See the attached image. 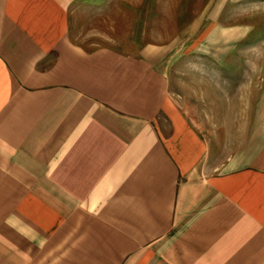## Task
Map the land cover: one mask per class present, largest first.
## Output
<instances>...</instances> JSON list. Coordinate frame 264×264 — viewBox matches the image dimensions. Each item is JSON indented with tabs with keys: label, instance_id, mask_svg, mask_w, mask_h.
Here are the masks:
<instances>
[{
	"label": "crops",
	"instance_id": "1",
	"mask_svg": "<svg viewBox=\"0 0 264 264\" xmlns=\"http://www.w3.org/2000/svg\"><path fill=\"white\" fill-rule=\"evenodd\" d=\"M71 1L0 0V264H264V82L88 49Z\"/></svg>",
	"mask_w": 264,
	"mask_h": 264
},
{
	"label": "rangeland",
	"instance_id": "2",
	"mask_svg": "<svg viewBox=\"0 0 264 264\" xmlns=\"http://www.w3.org/2000/svg\"><path fill=\"white\" fill-rule=\"evenodd\" d=\"M252 6H264V0H72L71 32L74 41L88 49L113 47L132 53L146 44H169L172 49L166 60L171 74L180 76V81L189 87L193 86L191 76L212 74L249 75L250 79L258 78L260 86L264 82V67L253 64L264 58V52H259L264 50V39L260 40L264 35V7L262 15L258 12L250 16L256 28L243 41L233 43L229 49L201 50L208 40L222 39V30L213 31L215 22L227 27L240 24L245 20L243 14ZM208 31L213 32L211 37H206ZM254 43L259 51L252 49ZM212 53L219 55L215 58L222 62L213 65ZM245 60L253 64L247 66ZM189 91L191 88L183 92L191 107L194 102Z\"/></svg>",
	"mask_w": 264,
	"mask_h": 264
}]
</instances>
